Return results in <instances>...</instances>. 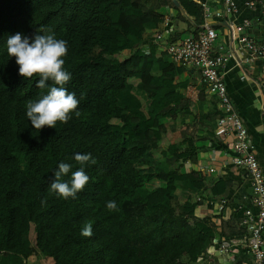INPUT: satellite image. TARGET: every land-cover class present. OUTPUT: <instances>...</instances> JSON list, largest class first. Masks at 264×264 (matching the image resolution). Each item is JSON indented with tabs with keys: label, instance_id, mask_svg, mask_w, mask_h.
I'll return each instance as SVG.
<instances>
[{
	"label": "trees",
	"instance_id": "16d2710c",
	"mask_svg": "<svg viewBox=\"0 0 264 264\" xmlns=\"http://www.w3.org/2000/svg\"><path fill=\"white\" fill-rule=\"evenodd\" d=\"M162 1L0 0V264L35 255L49 264H199L214 239L234 238L215 217L195 216L202 201L216 198L221 179L181 171L208 150L184 131L224 146L215 100L203 86L195 101L187 98L185 69L151 39L176 8ZM191 15L203 24L200 9ZM17 33L30 42L43 34L67 41L64 87L79 100V116L55 128L31 125L27 102L58 85L49 80L39 89L38 76L19 74L6 44ZM178 131L180 139L163 145ZM78 153L97 163L79 164ZM60 163L71 165L65 182L81 167L89 176L75 198L50 189ZM112 200L117 211L106 206ZM88 223L91 237L81 235Z\"/></svg>",
	"mask_w": 264,
	"mask_h": 264
},
{
	"label": "crops",
	"instance_id": "0c3cea01",
	"mask_svg": "<svg viewBox=\"0 0 264 264\" xmlns=\"http://www.w3.org/2000/svg\"><path fill=\"white\" fill-rule=\"evenodd\" d=\"M165 1L163 0L162 3L164 4ZM217 1L213 0L211 5H215ZM246 1L238 0L239 13L235 18L219 21L210 20L209 24L216 29L218 35L214 46L215 50H217V46H222L223 50L219 54L227 55L231 52L234 55L233 59L228 62L224 74V83L228 97L247 129L249 139L255 145L257 159L264 172V92L261 87L263 77L261 61L254 60L252 63H245L246 53L235 40H231V25L237 24L243 19L252 21V26L246 32L247 35L257 40L264 39V14L260 8L246 9L243 5ZM173 4L176 8H169L168 14H171V19L168 25L164 26L163 19L167 16L164 15L157 31L162 33L168 41L178 42L183 39L178 28L179 23H182L185 24V37L195 36L199 27L195 25L194 17L191 15L196 7L194 1L181 0L179 2L174 0ZM185 80L189 84L185 96L191 101H195L201 86L199 85L198 72L185 69ZM207 99L210 98L207 96ZM196 132L195 147L206 146L208 150L199 155L195 165L185 164V169L187 171L191 169L202 171L209 179L221 180L216 181L217 183L213 187V194L216 198H207L202 201L199 207L203 211L200 214L196 213L195 216L198 219L215 217L214 222L219 231L224 232L229 237H234L232 239L239 242L231 255H222L216 253L220 243L214 239L208 251L207 263L199 264H253L252 258L244 246L248 234L243 225L244 209H252L251 189L243 170L231 164V159L234 156L231 152V138H226L223 143L221 140L225 147L221 148L217 145L211 146L210 142H203L199 138L200 131ZM212 168L214 172L209 173ZM225 183L227 188H224ZM220 199H225L226 204L223 210L217 213L215 204Z\"/></svg>",
	"mask_w": 264,
	"mask_h": 264
},
{
	"label": "built area",
	"instance_id": "2783aa9c",
	"mask_svg": "<svg viewBox=\"0 0 264 264\" xmlns=\"http://www.w3.org/2000/svg\"><path fill=\"white\" fill-rule=\"evenodd\" d=\"M172 1L174 3V0ZM193 1L203 16V24L199 26L195 36L170 42L158 31L151 39L165 51L174 64L184 69L197 71L199 85L205 88L209 98L215 100L220 113L215 134L222 143L226 138H231V152L234 154L231 164L243 170L251 189L252 209L246 208L243 212V225L248 234L244 246L253 264H264V172L258 162L255 145L249 139L248 131L228 97L224 83L228 62L234 55L231 52L227 55L219 54L223 50L222 46H217L215 50L218 35L216 29L209 24L210 20L235 18L239 13L238 0H218L215 5H211L213 0ZM243 5L249 10L260 8L264 14L262 0H247ZM170 19L171 14L164 17V26L168 25ZM251 26L252 21L249 19H243L231 25V40H235L246 53L245 63L261 61L263 76L261 87L264 92V39L257 40L247 35L246 32ZM213 172V168L209 170V173ZM225 204V199L218 200L215 204L216 212L220 213ZM238 245L239 242L234 239L222 242L217 247L216 253L231 255Z\"/></svg>",
	"mask_w": 264,
	"mask_h": 264
},
{
	"label": "clouds",
	"instance_id": "9594fccd",
	"mask_svg": "<svg viewBox=\"0 0 264 264\" xmlns=\"http://www.w3.org/2000/svg\"><path fill=\"white\" fill-rule=\"evenodd\" d=\"M7 53L9 57L14 56L19 65V74L25 79L38 76L36 87L45 89L46 82L51 80V86L46 94L38 100H30L26 105V115L31 125L36 130H41L45 126L55 128L57 122L67 123L72 117L71 114L79 116L76 111L79 100L75 93L69 92L64 85L71 80V73L65 70V60L67 55V41L57 39L54 34L36 35L31 40L28 37L17 33L7 39ZM75 160L84 165L86 162L96 164L97 161L91 154H76ZM71 165L60 163L55 171V179L50 184V189L64 199L75 198L79 191H82L89 182L83 167L72 172L68 182L62 180V176L70 172ZM110 211H117L118 207L114 200L107 202ZM81 235L91 237L92 224H86L81 231Z\"/></svg>",
	"mask_w": 264,
	"mask_h": 264
},
{
	"label": "rangeland",
	"instance_id": "374dc122",
	"mask_svg": "<svg viewBox=\"0 0 264 264\" xmlns=\"http://www.w3.org/2000/svg\"><path fill=\"white\" fill-rule=\"evenodd\" d=\"M178 1L181 2V0H178ZM183 1H184V0H183ZM120 2H121V5L126 4V2L124 3V1H120ZM172 8H173V7H172ZM173 19H175V18H173ZM179 19H180V18H179ZM177 25H178V24H177ZM178 28H179V30H180V32H181L183 38H185V35H186V33H185V24L179 23ZM178 28H177V29H178ZM189 120H193V118L191 117V118H189ZM184 133H186V135L189 136V137L191 136V138H193L194 140L197 138V136H196V133H197V132H196V130H194V129H188V130L184 131ZM180 134H181L180 131L175 132V133H171V132L168 133V134L166 135V137L164 138V140H163V145H166V144H168V143L171 142V141H175V140L180 139V138H181ZM185 168H186V167H185V165H184V166L182 167L181 171H183V172L187 171ZM202 211H203V209H201V208L199 207V208H197L196 213H197V214H200ZM183 222H184V221H183ZM44 260H45V259H44L41 255H35V256H32L31 258H29V259L27 260L26 264H49L48 262L45 263Z\"/></svg>",
	"mask_w": 264,
	"mask_h": 264
}]
</instances>
